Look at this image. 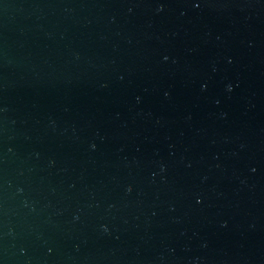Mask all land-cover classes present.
Listing matches in <instances>:
<instances>
[{
	"label": "water",
	"instance_id": "water-1",
	"mask_svg": "<svg viewBox=\"0 0 264 264\" xmlns=\"http://www.w3.org/2000/svg\"><path fill=\"white\" fill-rule=\"evenodd\" d=\"M0 264H264V0H0Z\"/></svg>",
	"mask_w": 264,
	"mask_h": 264
}]
</instances>
